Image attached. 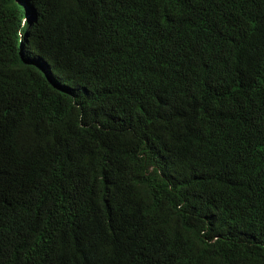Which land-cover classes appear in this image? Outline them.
I'll list each match as a JSON object with an SVG mask.
<instances>
[{"label":"trees","instance_id":"16d2710c","mask_svg":"<svg viewBox=\"0 0 264 264\" xmlns=\"http://www.w3.org/2000/svg\"><path fill=\"white\" fill-rule=\"evenodd\" d=\"M0 264H264V0H0Z\"/></svg>","mask_w":264,"mask_h":264},{"label":"bare ground","instance_id":"6f19581e","mask_svg":"<svg viewBox=\"0 0 264 264\" xmlns=\"http://www.w3.org/2000/svg\"><path fill=\"white\" fill-rule=\"evenodd\" d=\"M238 253V252H237ZM235 259V258H234Z\"/></svg>","mask_w":264,"mask_h":264}]
</instances>
